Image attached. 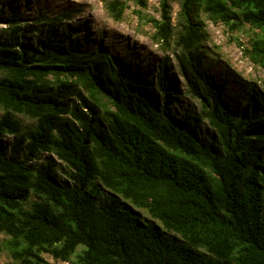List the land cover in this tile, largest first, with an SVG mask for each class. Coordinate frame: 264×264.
Wrapping results in <instances>:
<instances>
[{
  "label": "trees",
  "instance_id": "1",
  "mask_svg": "<svg viewBox=\"0 0 264 264\" xmlns=\"http://www.w3.org/2000/svg\"><path fill=\"white\" fill-rule=\"evenodd\" d=\"M179 3L175 57L201 107L180 122L165 112L174 90L162 86L164 63L160 105L106 50L71 43L70 13L0 19V251L16 264H264V91L243 85L249 113L225 101L200 50L199 17L250 26L244 52L264 68V0ZM106 7L120 18L118 1ZM161 7L154 26L167 42L168 0ZM203 118L212 131L200 138ZM97 180L163 230L87 190Z\"/></svg>",
  "mask_w": 264,
  "mask_h": 264
},
{
  "label": "rangeland",
  "instance_id": "2",
  "mask_svg": "<svg viewBox=\"0 0 264 264\" xmlns=\"http://www.w3.org/2000/svg\"><path fill=\"white\" fill-rule=\"evenodd\" d=\"M110 1H118L123 6L119 19H114L107 9L106 4ZM169 15L171 20V36L167 42L162 41L156 35L154 21L161 18V0H0V19L3 21L9 14L20 17L22 21L32 22L36 16H54L61 12L70 13V19H64V24L70 30L71 43L87 50L91 47H100L110 53L118 68L126 75L144 79L151 88L148 92L156 97L162 105V92L155 85L158 81L159 65L164 63L166 80L162 86L171 87L174 94L166 103L165 112L174 114L177 122L182 121L184 111L195 115H201L199 101L188 91L185 80L179 70L175 54L179 52L177 34L179 31V0H168ZM203 22L204 39L200 44V50L204 53V60L208 65L212 80L218 86L223 98L232 108L239 112H251L253 103L246 107L247 91L243 85H254L259 91H264V68L255 65L245 54L253 31L250 26L242 25L232 27L219 20H214L206 13L199 14ZM0 22V28L5 27ZM62 30L57 29L60 35ZM1 112V111H0ZM25 124L31 121L19 115ZM198 137L205 138L212 130L206 119H202L195 125ZM4 144H10L12 137H2ZM51 157L60 166L59 160L51 154H42L43 158ZM60 177H64L58 170ZM96 187L89 183L87 190L101 198L112 197L109 190L95 181ZM119 208L128 207L137 212L142 219L153 220L161 229L157 220L152 219L145 209L138 208L123 198L115 199ZM125 205V206H124ZM179 238V236H176ZM200 254L206 253L203 249L195 250ZM48 262H54L48 254H43ZM10 255L0 251V264H16ZM59 264H76V257L70 261Z\"/></svg>",
  "mask_w": 264,
  "mask_h": 264
}]
</instances>
